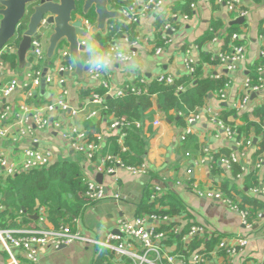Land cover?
Listing matches in <instances>:
<instances>
[{"label":"crops","instance_id":"1","mask_svg":"<svg viewBox=\"0 0 264 264\" xmlns=\"http://www.w3.org/2000/svg\"><path fill=\"white\" fill-rule=\"evenodd\" d=\"M119 4L110 5L108 9L117 11L120 23L131 24L132 30L116 34L110 44L115 45L122 52H130L133 59L129 62L112 61L107 69L111 74L107 81V87H103L98 82L88 79L87 71L81 76L75 73H64V84H59L57 75L54 73L59 64H63L60 57V50H67V44L60 42L51 59L46 58L41 61L39 69L43 73L54 74V81L49 85H41L34 91L32 98H25L19 88L5 100H0V113L4 105L12 104L14 109L0 127L12 125L17 114L27 118L30 122L31 116L35 113H42V108L46 104L54 101L64 88L67 91L65 100L69 106L76 110L75 115L67 112L55 111L45 113L51 120H60L63 125H69L84 130V125L89 120L99 121L97 118H86L91 109L97 105L89 103L87 92L104 89L105 94L110 97L115 96L117 91H125L130 85L143 81L148 83L156 80L160 75H170L174 79L188 74L184 59H191L194 64L199 63L201 55L211 57V63L202 64V76L222 78L226 80L223 89L224 97L219 92L211 94L198 109L195 115H199V120L193 124H188L184 118V125L179 123V114L170 112L173 119H165L158 110L156 96L152 97V107L147 113V117L141 124V134L146 141V151L143 155L142 164L146 166V173L132 175L123 169H118L114 175H102L101 184L107 193V197L89 206H86L83 213L77 218L73 230L81 231L92 238H103L108 232L114 231V221L117 217L132 218L144 201L151 204L156 211L168 210L170 199L177 201L179 213L170 218L186 230L192 225L204 228L205 237H214L222 240L233 239L237 236L247 235L250 241L246 248L239 252L230 264H264V208H254L252 205L244 204L243 198L250 197L264 204V195L254 193V189L264 187V167H255L256 162L264 160V151L257 154L260 134L264 132L261 115L255 112L264 101V71L252 73L254 65L261 61V54L264 52V0H239V8L246 12L244 17H236L234 13L227 10L224 1L217 0H162V4L156 10L142 12L135 16L136 21L130 22L122 10L128 7H135L138 11L149 0H117ZM189 4V5H188ZM189 6V14L186 12ZM176 16L175 18L173 16ZM186 16V18H184ZM242 18L240 23L235 20ZM74 19H85L81 15H75ZM165 23H158L159 21ZM171 20V22H170ZM220 23V27L210 40L201 42L209 31L212 23ZM170 25L172 31H163L165 25ZM95 25V24H94ZM94 25H90V31L83 35L86 39L87 52H98L100 44L95 40L92 33ZM109 25V21L107 22ZM231 26L237 27V40L239 45L244 48V59L237 65L233 72L227 71L219 61V55L224 51L225 40ZM43 29V28H41ZM109 27L99 31L105 35ZM40 30V29H39ZM46 39L43 44L44 53L48 46L47 38L51 29H43ZM169 38L170 43H164L163 38ZM236 41L230 42L227 48L231 51V46ZM60 46V47H59ZM157 47L163 50L160 55H155ZM226 48V50H228ZM16 54V52H13ZM11 53V54H13ZM5 54V53H0ZM95 58V57H94ZM92 60V59H91ZM30 52L26 54L25 65L10 68L6 64V70L0 77L3 83L16 77L18 81L31 71L33 67ZM65 61V60H64ZM70 64H74L69 61ZM90 60L83 65H88ZM66 65V64H64ZM258 86V91L251 88ZM245 95L249 100L245 109H237L236 104ZM103 96V95H102ZM104 97V96H103ZM20 105H25L27 111L23 112ZM210 109L217 114L218 118L227 126L236 131V138L241 142L248 141L247 147L235 148L233 140L228 138L222 131L217 130L211 123L207 110ZM226 117V119L222 118ZM111 120V117H110ZM158 120L159 124L154 126L152 123ZM247 123L256 124L260 130L247 128ZM262 127V129H261ZM31 136L13 140L11 136L4 139L0 138V148L4 149L9 160L19 163L22 160V151L28 146L37 149H44L51 153L52 162L56 160L74 161L82 169V176L85 180H93L96 183L97 175L92 162L88 161L83 155L72 151L61 140L59 132L50 129L38 130L34 126ZM238 128L242 131L238 133ZM185 129H190L189 134L184 140L181 135ZM118 130H110L108 124L100 122V132L102 135L101 148L104 146L105 138L108 134H115ZM32 139L36 142H32ZM255 140V142H253ZM120 146V140H117ZM124 142V138L123 141ZM225 150L242 154L239 166L241 169L240 177L232 176V170L227 169L221 162ZM230 152V153H231ZM229 153V154H230ZM100 155H106L100 149ZM190 169L191 173H187ZM253 175L258 185L256 187L247 186L249 176ZM225 190H228L226 196ZM161 188V197L153 202L149 201V195L154 187ZM219 190L226 198L238 203L240 208H247L252 222L251 229H245L242 225L239 214L231 211L227 206L216 200L206 199L196 195V190ZM118 194L119 198L111 197ZM258 215H261L258 217ZM21 226L13 229H35ZM169 249L177 252L178 243L171 242ZM204 248V247H200ZM205 249V248H204ZM205 251H207L205 249ZM216 251V245L208 252ZM96 247L82 242H73L56 250L46 248L39 254L37 264H101V255ZM213 264H221L224 261L222 252L216 253ZM20 264H32L28 262L22 254H17ZM0 264H8V257L0 245Z\"/></svg>","mask_w":264,"mask_h":264},{"label":"built area","instance_id":"2","mask_svg":"<svg viewBox=\"0 0 264 264\" xmlns=\"http://www.w3.org/2000/svg\"><path fill=\"white\" fill-rule=\"evenodd\" d=\"M218 2L224 1L226 8L229 12L234 13L236 17H244L246 12L239 8V0H217ZM162 4V0H149L142 9L139 11L135 7H128L122 10L123 15L131 22H135V16L142 12L152 11L159 8ZM176 17L175 15L173 16ZM186 18V16H184ZM82 21V20H81ZM84 34L88 33L91 28V24L87 20L82 21ZM163 31H172L173 28L170 25H165L162 28ZM83 34V35H84ZM80 36V43L86 47V39ZM237 34H232L231 40L237 41L239 38ZM164 43H170V39L164 37ZM16 47H5L0 53L11 54L16 52ZM161 47H157L154 51L155 55H160L162 52ZM32 63L38 66L44 59V49L42 42L34 38L31 41V48L29 50ZM67 54V50H60L59 55L63 58ZM244 48L241 45L231 46L230 52H223L219 55V61L225 67L227 71L233 72L237 69V65L244 59ZM264 56V53L261 54ZM133 59V54L130 52H122L115 45L110 44L108 52L103 58L95 57L89 62V69L87 70L88 79L98 82L103 87H107V81L110 79L111 74L107 72V69L111 65L112 61L117 62H129ZM186 69L188 73L193 72L194 62L191 59H184ZM6 70V64L0 58V77ZM75 68L73 65L59 64L54 73L57 75V81L59 84H64V73L72 74ZM259 73L264 71V63L257 70ZM54 74L43 73L41 69L31 70L24 75L21 81H18L16 77L11 78L6 83L0 80V100H5L10 97L20 86L25 98H32L34 91L41 85H49L54 81ZM156 80L165 81L167 84H171L174 78L170 75H160ZM139 83H144L140 81ZM130 90L135 92L138 89L136 86L130 85ZM253 91H258L259 87L255 86L251 88ZM221 97H224L223 90L219 91ZM67 91L63 88L57 98L43 106L42 113H51L60 111L75 115L77 112L73 110L66 102ZM123 91H117L115 96H121ZM89 103L97 105L100 108L104 107V97L91 91L89 96ZM249 97L245 95L236 104L237 109H245L248 103ZM260 107L264 109V101L261 102ZM13 105H4L3 111L0 113V123L5 124L7 117L13 112ZM20 109L25 112L27 107L20 105ZM40 112L31 116V120L17 114L16 119L12 125L0 127V138L4 139L11 136L13 140H19L26 136L33 134V128L38 130L50 129L59 132L61 140L66 146L81 155H83L88 161L92 162L96 173L101 175H114L118 169L126 170L132 175H141L146 173V166L141 164L136 167L125 166L118 157L112 155H100L102 135L94 134L91 139L88 132L85 130H79L71 125L66 127L60 120H51L46 115ZM209 123L213 125L217 130L222 131L228 138L233 140L235 148L247 147L248 141L241 142L236 138V131L225 123H223L210 109L207 110ZM98 118L100 117L99 110H91L86 115V118ZM199 120V115L191 114L186 118L188 124H193ZM154 126L159 124L158 120H154L152 123ZM120 120H111L109 124L110 130H119L127 126ZM138 127L140 123L136 122ZM190 129H185L184 134L181 135V140H184L186 135L189 134ZM124 133L119 135L120 146L122 151H126L123 144ZM32 142L36 140L32 139ZM242 154L238 152H231L227 157L221 158L220 162L227 168L231 169V165L239 163ZM52 161V155L49 151L44 149H37L31 146L26 147L22 151V160L19 163L9 160L4 149L0 148V173L5 176L13 177L18 173L30 171L37 168H42L49 165ZM255 167H264V160L260 159L256 162ZM187 173H191L188 169ZM241 175L238 174L237 178ZM86 181V197L89 201L87 206L106 198L108 195L105 188L96 183L93 180ZM196 195L204 197L210 200H216L227 206L231 211H235L239 214L242 225L245 229L252 228V222L250 213L247 208H240L238 203L233 202L231 199L226 198L219 190H196ZM254 193L264 195V187H258L254 189ZM161 188L155 186L153 191L149 195V201L153 202L155 199L161 197ZM112 198L118 199L119 195L113 194ZM3 206L0 205V211ZM37 215L38 226L35 229H2L0 228V245L8 257V264H20L17 258V254H22L23 257L32 264H37L39 260V254L42 249L50 248L56 250L61 246L70 245L73 242H82L85 244H91L96 247L98 253H107L108 262H102L101 264H213L216 253L222 252L224 254V261L221 264L233 263L234 258L247 247L250 237L247 235L237 236L233 239L222 240L216 246V251L208 252L204 248H199L191 253L188 260L183 255V251L188 249L190 242L195 238H201L204 236V228L197 225L190 226L185 232L184 229L177 223H175L169 216H158L154 214L144 215L142 217H117L114 221V231L108 232L103 238H92L81 231L73 230V226L77 222V218L72 219L70 224L60 225L58 228L53 227L47 220L44 208L39 209ZM261 215H258L260 217ZM166 225L168 230H161V226ZM181 235V252H172L169 249V241L171 236ZM168 243V244H167Z\"/></svg>","mask_w":264,"mask_h":264},{"label":"trees","instance_id":"3","mask_svg":"<svg viewBox=\"0 0 264 264\" xmlns=\"http://www.w3.org/2000/svg\"><path fill=\"white\" fill-rule=\"evenodd\" d=\"M108 3L110 5L119 4L117 0H108ZM188 5L186 8L187 14H189ZM30 13L31 10H29L27 16L20 22L15 36L9 41L6 47H18ZM74 15H81L89 24H95L96 15L94 10L90 9L87 13L83 14L81 12V3H78ZM158 23L164 24L165 22L161 20ZM109 25V29L105 35H102L101 32L93 34L95 40L100 44V50L94 53L82 52L80 54L82 63H86L94 57L103 58L108 52L111 40L116 34L132 30L131 24L127 25L117 20H110ZM219 27V22L212 23L210 26L211 31L203 37L201 42L210 40ZM236 32L237 27L231 26L225 40V52L229 51L227 46L231 42L232 34ZM37 39H39V36ZM233 45H239L238 41L233 43ZM0 58L10 68L14 69L18 66L17 56L14 53L0 54ZM205 62L211 63L213 61H211L210 56L203 54L201 55L200 62L193 65L192 73L174 79L171 84H167L163 80H151L148 83L136 82L134 85L138 89L137 91L133 92L128 87L121 96L111 95L108 97L105 94L106 91L102 88L95 91V93L104 96V107L98 109L100 112L99 121H87L84 125V130L88 132L89 137L92 139L94 134L100 132V122H106L108 126L112 119L128 123L127 126L120 128L115 134H108L104 140L105 144L101 149L105 154L118 157L125 166L136 167L141 165L144 161L143 155L146 151V141L142 137L141 127H137L135 123L138 122L141 124L149 117V113L147 112L152 107L153 96H156L158 110L165 119H173V116L170 115V112L173 111L179 114V123L184 125L185 117L196 114L211 94L217 93L225 88V79L202 76V64ZM62 63L66 65L70 64L69 61L64 60H62ZM263 63L264 56L260 62L254 65L251 72L254 73ZM39 65H33L31 70L39 69L41 67ZM90 92H87L86 95L89 96ZM91 110H96V107L94 106ZM255 113L261 115L262 126L264 127V109L259 108ZM222 118L226 119V117ZM225 124L228 125L226 121ZM256 126V124L247 123V128L253 127L258 133L260 128ZM241 131L242 129L238 128L239 134ZM121 133H124L123 144L126 151H122L121 146L117 142ZM260 137L261 142L259 143L257 154L264 151V132L260 134ZM230 152L231 150H225L223 153L227 157ZM231 170L232 176L234 177L241 173L240 166L237 163L231 165ZM249 179L246 187H256L258 185V181L253 175L249 176ZM227 183H225L224 190ZM86 190L87 186L82 176V169L74 161L56 160L45 167L21 172L13 177L0 173V205L3 206V209L0 211V228L13 229L20 228L24 225L27 227L35 225L37 227L38 221L33 219L32 216L39 214L41 207L44 208L46 218L53 227L58 228L60 225L70 224L72 219L78 218L83 213L89 203L86 197ZM224 192L226 196H229L228 190ZM170 201L169 209L163 211H156L151 204L144 201L139 206L136 217L150 214L170 217L178 214L177 201L171 199ZM243 201L244 204L252 205L254 208H264V204L254 198L244 197ZM168 229L169 227L166 225L161 226V230ZM186 230H183V232ZM180 238L181 235L171 236L169 244L176 241L179 247L178 251L181 252L182 245ZM219 242L220 239L214 237H205L204 240L195 238L190 242L188 249L183 251V255L188 260L191 253L198 250L201 246L207 251H210ZM108 256L110 257L109 254L102 253L100 255L101 262H108Z\"/></svg>","mask_w":264,"mask_h":264},{"label":"water","instance_id":"4","mask_svg":"<svg viewBox=\"0 0 264 264\" xmlns=\"http://www.w3.org/2000/svg\"><path fill=\"white\" fill-rule=\"evenodd\" d=\"M78 3H81L83 14L90 9L94 10L96 20L92 33L105 30L109 27L108 21L119 17L117 11L108 9V0H0V52L15 36L20 22L31 10L16 50L19 65H25L31 41L39 36V29H51L47 38L46 58L51 59L59 43L64 41L67 44V54L63 59L71 61L74 64V73L81 76L90 65L84 66L80 58L86 47L80 43V36L85 32L82 21L74 19ZM242 21L243 19L240 18L234 23ZM101 180L102 175L98 174V183H101ZM32 218L36 220L37 215H33Z\"/></svg>","mask_w":264,"mask_h":264},{"label":"rangeland","instance_id":"5","mask_svg":"<svg viewBox=\"0 0 264 264\" xmlns=\"http://www.w3.org/2000/svg\"><path fill=\"white\" fill-rule=\"evenodd\" d=\"M44 32V30L43 29H40L39 30V40L44 44V41H45V39H46V35L43 33ZM62 43H64V42H62Z\"/></svg>","mask_w":264,"mask_h":264}]
</instances>
